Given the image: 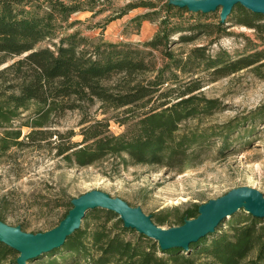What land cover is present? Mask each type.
<instances>
[{"label": "trees", "instance_id": "1", "mask_svg": "<svg viewBox=\"0 0 264 264\" xmlns=\"http://www.w3.org/2000/svg\"><path fill=\"white\" fill-rule=\"evenodd\" d=\"M87 1V2H84ZM99 0H0V158L17 149L55 151L68 167L85 168L108 158L123 164L182 167L193 165L202 136L181 135L182 123L212 115L217 100L203 89L246 69L264 64V16L238 5L226 23L186 18L190 12L153 2L128 5L127 11L150 9L133 21L159 22L152 39L143 43H114L84 36L71 21L81 11H95ZM208 15V14H204ZM254 30L260 44L251 43L243 54L216 55L207 46L184 51L179 45L200 37L219 40L229 35L228 23ZM178 37L177 39H174ZM58 40L57 42H54ZM47 41L50 46L39 47ZM214 41L211 42V44ZM100 104L103 115L122 111V118H91ZM31 111L18 128L16 121ZM80 111L82 140L73 130L61 132L55 119ZM125 127L116 135L111 121ZM29 133L23 138V128ZM182 169V168H181ZM63 218L72 209L71 201ZM200 204L184 211L159 215L157 223L170 228L199 215ZM6 215L0 213L5 222ZM223 223V222H222ZM190 251L163 250L154 240L124 226L113 212H87L82 226L65 245L30 262L45 264H264V221L251 215L234 218ZM16 258L10 260L12 257ZM19 254L0 242V264H17ZM10 260V261H9Z\"/></svg>", "mask_w": 264, "mask_h": 264}, {"label": "rangeland", "instance_id": "2", "mask_svg": "<svg viewBox=\"0 0 264 264\" xmlns=\"http://www.w3.org/2000/svg\"><path fill=\"white\" fill-rule=\"evenodd\" d=\"M140 2L162 6L166 0H99L95 2L94 12L85 10L72 16L71 21L79 24L69 32L79 29L90 38L143 44L156 34L159 22L144 21L139 25L133 21L150 11L144 6L127 11L128 5ZM202 16H211L209 21H215L220 17V11L208 15L185 14L186 18H194L192 22L204 21ZM232 25V22L228 23L229 35L219 40L202 36L176 49L187 51L207 46L211 55L228 51L235 58L245 52L250 42L260 44L254 30ZM52 42H44L39 47L50 46ZM203 95L217 100L219 108L212 115L181 124V135L202 136L196 145L198 157L187 169L130 162L125 165L121 158H108L85 168L68 167L54 156L55 151L30 148L8 152L0 158V213L6 215L5 223L21 226L28 233L49 231L63 218L67 204L73 198L93 190L121 198L132 207H141L157 225L159 215L166 216L175 209L182 212L192 204L202 205L232 189L250 187L264 194V64L259 71L246 69L207 83ZM30 115L31 111L23 113L15 126L19 128ZM89 116L122 118V111L103 115L98 103L90 109ZM82 118L80 111H68L62 118L55 119L56 128L63 133L73 130L77 134L73 140L80 142ZM110 124L116 135L125 130L113 120ZM2 131L0 128V133ZM28 133L29 128L24 127L22 137ZM248 215L241 210L226 219L220 228L226 230L234 218L244 219ZM14 258L16 255L10 260ZM45 263L44 260L29 262Z\"/></svg>", "mask_w": 264, "mask_h": 264}, {"label": "water", "instance_id": "3", "mask_svg": "<svg viewBox=\"0 0 264 264\" xmlns=\"http://www.w3.org/2000/svg\"><path fill=\"white\" fill-rule=\"evenodd\" d=\"M169 4L187 9L192 14L220 11V21L226 23L238 5L264 16V0H169ZM72 209L54 228L46 232L28 233L21 226H10L0 220V242L19 254L17 264H29L45 254L62 248L67 239L82 226L87 212L103 209L113 212L128 229L135 230L159 244L163 250L190 251L193 244L214 234L226 219L244 210L254 218L264 220V194L255 188L239 187L224 196L199 207V215L186 218L184 224L165 229L141 207H132L121 198H113L99 190L87 192L71 200Z\"/></svg>", "mask_w": 264, "mask_h": 264}]
</instances>
